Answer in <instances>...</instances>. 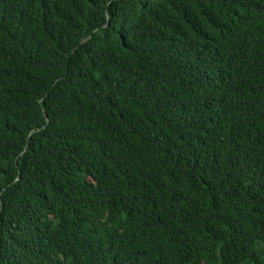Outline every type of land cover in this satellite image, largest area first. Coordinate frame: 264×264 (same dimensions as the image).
I'll use <instances>...</instances> for the list:
<instances>
[{"label":"trees","instance_id":"obj_1","mask_svg":"<svg viewBox=\"0 0 264 264\" xmlns=\"http://www.w3.org/2000/svg\"><path fill=\"white\" fill-rule=\"evenodd\" d=\"M0 264H264V0H0Z\"/></svg>","mask_w":264,"mask_h":264}]
</instances>
